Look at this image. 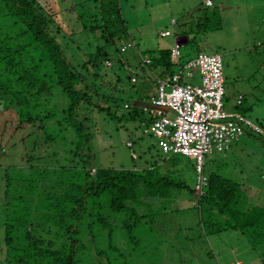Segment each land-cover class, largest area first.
Segmentation results:
<instances>
[{"label": "trees", "instance_id": "16d2710c", "mask_svg": "<svg viewBox=\"0 0 264 264\" xmlns=\"http://www.w3.org/2000/svg\"><path fill=\"white\" fill-rule=\"evenodd\" d=\"M44 1L0 0V104L8 113L5 119L0 117V151L19 153L23 167L31 169L17 175L18 183L12 178L16 167L14 173L6 171L8 190L16 192L14 203L6 207L2 264H80L82 254L112 264L102 247L115 246V237L122 236L123 227L132 233L152 217L192 209L206 232L233 230L246 236L264 264V183L253 188L206 163V192L201 196L196 193V173L190 209L177 205L181 194H189V190L184 180L174 177L172 167L176 165L167 164L171 155L144 169L94 164V121L85 110L93 108L108 111L115 119L140 121L144 133L148 121L139 113L147 114L145 107L158 94L159 78L174 75L180 64L184 66L193 58H180L178 64L172 59V48H164L149 55L151 62L147 63L144 55L148 54L138 48L129 30L122 0H80L69 10L76 14L74 26L68 13L51 9ZM206 6L199 11L204 15L198 24L192 15L190 29L183 30L188 43L195 41L199 25L212 19L203 10L211 6ZM75 26L91 33L96 41L81 67L71 61L64 45L67 37L76 35ZM211 28H205L204 33ZM128 43L132 45L122 50ZM108 76L116 77L113 85L125 90L133 77H142L144 82L137 84L141 86L138 97L123 100L105 95L101 88L111 83L105 81ZM98 77L99 84L95 82ZM105 100L125 103L128 109L118 116ZM237 102L241 105L244 96L239 95ZM29 127L33 131L27 130ZM35 128L43 131L46 150H42ZM24 130L26 135L18 138ZM249 130L250 134L256 132ZM20 142H25L24 148L30 146L31 153L26 148L21 154ZM52 158L57 159L55 166ZM220 165L226 166L224 161ZM153 208H159L155 215Z\"/></svg>", "mask_w": 264, "mask_h": 264}, {"label": "rangeland", "instance_id": "374dc122", "mask_svg": "<svg viewBox=\"0 0 264 264\" xmlns=\"http://www.w3.org/2000/svg\"><path fill=\"white\" fill-rule=\"evenodd\" d=\"M79 1L46 0L43 3H49L48 6L51 9L68 13V20L74 26L73 18L76 14L69 13V10L74 8ZM158 1L161 3H153L154 6L150 8V6H145V0H122L123 14L129 30L138 43V48L148 56L158 54L164 48L175 47V34L185 24L177 25V29L174 24L170 23V19L174 18L180 22L190 16L187 13L188 10L183 11L185 13L180 11L176 0H171L172 7L168 0ZM187 1L190 5H196L199 1V7L190 10L195 11L191 15L196 16L198 24L199 18L204 15L199 11L205 6L202 0ZM220 1L224 3L221 4ZM203 10L208 12L212 19L199 25L195 41L192 40L180 46L182 60L188 59L189 61L195 58L200 51L220 53L226 77L224 98L226 109L232 112H243L255 124L264 128V0H216L214 7ZM213 12H216L215 16ZM207 27L212 28L204 33ZM185 28L189 29L187 25ZM75 29L76 35L67 37L64 45L71 61L81 67L88 54L95 49L96 41L95 38H91V33L82 32L81 27L75 26ZM166 29H170L172 35L162 36V31ZM110 77L105 78V81L111 83H105L106 85L101 88L105 95H112L118 99L123 98V100H128L131 96L138 97V90L141 86L137 87V84L144 82L142 77H133L128 84L129 89L126 90L124 87H115L113 83L116 82V77H113V80L108 79ZM199 77L194 83L201 82V76ZM100 80L101 77H98L95 82L99 84ZM185 80L192 82L186 78ZM156 89L157 84L154 86V92ZM240 94L244 96V102L241 105L237 102ZM106 102L116 109L118 116L128 109L124 103L127 101L123 102L124 105L105 100L104 103ZM0 112H2L0 117L3 119L8 116L3 103L0 104ZM85 114L94 121L92 151L96 167L140 169V167L152 166L154 163H162L166 155L170 156L169 154L164 155L165 153L155 143L154 138L144 135L143 124L140 121L115 119L108 111L98 112L93 108L86 109ZM139 114L142 117L147 116L143 112ZM248 128L240 140L235 141L232 148L222 154L223 158L220 155L208 156L207 165L224 174L226 170L230 177L241 182L245 180L255 188L254 186L259 182L264 183V177L261 176L264 167V136L257 131L250 134L248 132L252 128ZM29 129L31 128L27 130ZM27 130L19 133L18 138L25 136ZM34 132L38 133V142L42 150H46V146L42 144L43 131L35 128ZM130 141L133 142L132 147L128 145ZM24 143L19 144L20 153L24 154L27 151L26 148L29 150L28 153H31L30 146L24 148ZM132 152L136 154V158L132 156ZM15 153L0 151V258L4 248L6 207L9 203H14L16 192L8 190L6 171L14 173L13 166L16 167L12 177L14 182H17L18 174L24 173L25 170L31 171L23 167L20 154ZM171 156H173L172 160L167 164L176 165L172 167L174 177L184 180L187 184L185 189L189 190V194L185 191L181 194L182 198L178 200L177 205L192 209L190 190L196 181V160L181 154ZM51 161L55 166L57 159L52 158ZM222 161L226 166L220 165ZM39 167L43 168V166ZM159 205L160 203L157 202V206ZM153 210V215H155L159 208H153ZM192 211L193 209L187 213L173 211L152 217L147 220L148 223L145 226L137 228L132 233L127 229L125 231L123 227L120 232L122 236L115 237V246L111 249L105 246L102 249L109 254L112 264H261L246 236L233 230L220 234L208 233L201 227L199 216H195L196 212ZM186 217L190 218L187 222ZM0 264H2L1 259ZM80 264H102V262L99 258H89L82 254Z\"/></svg>", "mask_w": 264, "mask_h": 264}, {"label": "built area", "instance_id": "2783aa9c", "mask_svg": "<svg viewBox=\"0 0 264 264\" xmlns=\"http://www.w3.org/2000/svg\"><path fill=\"white\" fill-rule=\"evenodd\" d=\"M204 2L208 6L214 4L213 0ZM170 34L171 31L166 30L162 35ZM131 45L122 46V50ZM180 46L178 40L172 49V59L178 64ZM144 60L151 62L148 55H144ZM180 67L174 75L159 78L158 94L145 107L148 124L144 133L152 135L166 154L195 158V190L201 196L208 185L207 157L226 153L244 135L246 127L263 135L264 128L240 112L226 109L224 62L220 53L200 52ZM193 70L201 75L199 84L185 81V76L193 75ZM128 145L132 147L133 142ZM132 155L136 157L134 152Z\"/></svg>", "mask_w": 264, "mask_h": 264}, {"label": "crops", "instance_id": "0c3cea01", "mask_svg": "<svg viewBox=\"0 0 264 264\" xmlns=\"http://www.w3.org/2000/svg\"><path fill=\"white\" fill-rule=\"evenodd\" d=\"M164 1H166V0H164ZM214 1V4L211 6V7H214L215 6V4H216V0H213ZM221 2V4H223L224 3V1H220ZM153 3H161V1H158V0H155L154 2L153 1H151V0H145V6H150V8H152L153 6H154V4ZM168 3H169V5L172 7V1L171 0H168ZM198 3H199V1L198 2H196V5H190L189 3H188V1L187 0H176V5L180 8V11H186V10H188L187 11V13H189V17H187V18H184L183 20H181L180 22H178L176 19H174V18H171L170 19V23L173 25H175L176 27H177V29H178V26L177 25H181V24H184L185 23V26L187 25L188 26V23H186V22H190L189 20H191V21H194L193 20V17H192V12H195V11H190V10H193V9H196V8H198L199 7V5H198ZM164 4H165V2H164ZM202 4H203V6H205V7H207L206 6V4L204 3V0H202ZM156 5H159V4H156ZM189 5V7H187ZM222 7H225L224 5H222ZM183 13H185V12H183ZM196 19V18H195ZM185 26H182V27H180V29H178V32H176V43H177V41L179 40V42H181V44L182 45H184V44H186V43H188V40H186V38L184 37L185 35H187V34H185L184 33V29H187V28H185ZM191 26V25H190ZM190 26H188V28L190 29ZM188 29V30H189ZM166 30H169V31H171L170 29H166ZM166 30H164V31H166ZM164 31H162V32H164ZM170 35H172V31H171V34ZM162 36H169V35H162ZM188 36V35H187ZM174 47H172V49H173ZM199 72H198V70H193V75H191V76H188V75H186V79L188 80H192V82L194 83L195 81H196V78L197 77H199ZM200 78V77H199ZM186 81V80H185ZM187 82H189V81H187ZM240 95H242V94H240ZM145 119H147V116L145 115V117H144ZM153 138V137H152ZM148 149H150V147L148 148ZM148 151V150H147ZM164 153H162V155H163ZM164 155H166V154H164ZM133 156V155H132ZM134 157V156H133ZM137 157V156H136ZM136 157H134V158H136ZM166 157H168L167 155H166ZM149 167V166H148ZM144 168H146V166H144ZM144 168H142V167H140V169H144ZM138 169V168H137ZM184 225V224H183Z\"/></svg>", "mask_w": 264, "mask_h": 264}, {"label": "water", "instance_id": "95a60500", "mask_svg": "<svg viewBox=\"0 0 264 264\" xmlns=\"http://www.w3.org/2000/svg\"><path fill=\"white\" fill-rule=\"evenodd\" d=\"M184 37L186 38V40H188V37H187V35H185ZM180 44H181V42H180ZM181 45H182V44H181Z\"/></svg>", "mask_w": 264, "mask_h": 264}]
</instances>
